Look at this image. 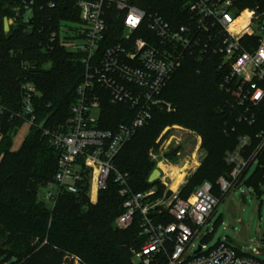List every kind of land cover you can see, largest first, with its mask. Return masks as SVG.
<instances>
[{
  "label": "built area",
  "instance_id": "1",
  "mask_svg": "<svg viewBox=\"0 0 264 264\" xmlns=\"http://www.w3.org/2000/svg\"><path fill=\"white\" fill-rule=\"evenodd\" d=\"M74 3L79 21L59 26L50 39L81 57L84 77L64 126L47 132L58 160L57 171L43 187L41 200L53 208L60 195H76L87 182L89 203L94 205L112 177L123 199L122 213L115 225L119 230L134 225L138 229L139 246L132 251L133 263L264 264L259 258L264 253L260 246L245 252L226 241L208 251L202 243L195 246L197 239L203 242L207 237L208 230L203 234L202 229L219 199L208 182L185 199L179 195L186 183L184 178L175 190L166 183V180L173 183L171 168L190 175L204 159L201 138L193 131L179 126L165 127L155 141L156 147L148 150L149 159L160 172L158 181L164 187L161 193L156 188L134 193L127 174L114 167L121 149L137 130L148 125L155 110L174 111L161 95L188 56L220 57V67L228 70L220 88L242 109L238 121L250 126L256 122V110L264 106V0H185L189 17L179 26L139 8L135 0H74ZM112 19L121 22L117 41H110L108 33ZM8 22L12 24V20ZM97 87L109 93L111 103L130 106L133 117L115 130L100 129ZM34 93L31 84L22 85L20 115L26 118L29 127L35 119ZM93 109L98 111L97 117L92 116ZM254 140L255 145L251 136L242 135L235 148L225 154L224 162L231 171L228 178L217 181L221 195H226L243 180L253 164L259 163L264 154V127ZM185 147L192 148L188 156H183ZM169 154L174 161L167 157Z\"/></svg>",
  "mask_w": 264,
  "mask_h": 264
},
{
  "label": "trees",
  "instance_id": "2",
  "mask_svg": "<svg viewBox=\"0 0 264 264\" xmlns=\"http://www.w3.org/2000/svg\"><path fill=\"white\" fill-rule=\"evenodd\" d=\"M185 0H135V5L157 13L173 26L187 21ZM249 6V5H247ZM26 10L19 0H0V264H135L132 251L139 246L137 226L119 230L116 218L122 213L118 185L112 177L98 201L89 203V184L76 195H60L53 208L40 198V191L57 171L58 152L50 145L47 132L64 126L82 83L81 57L51 41V33L68 22H78L74 0H33L31 24H24ZM12 20L10 34L3 32V20ZM110 41H117L121 22L112 19ZM217 56H188L163 89L161 98L174 111L155 110L151 121L137 130L114 160L115 169L127 174L134 193L163 187L148 183L156 163L148 150L167 126L178 125L202 137L205 157L187 183L180 188L187 198L204 182L213 195L222 198L219 178L231 171L224 162L242 135L264 127V106L256 110L253 125L238 121L242 109L220 88L228 70ZM35 88L32 97L33 124L19 148L13 139L26 123L20 115L22 85ZM99 97V128L115 130L133 117L126 104H113L109 93L96 88ZM245 185H264V154ZM153 264H164L155 262Z\"/></svg>",
  "mask_w": 264,
  "mask_h": 264
},
{
  "label": "rangeland",
  "instance_id": "3",
  "mask_svg": "<svg viewBox=\"0 0 264 264\" xmlns=\"http://www.w3.org/2000/svg\"><path fill=\"white\" fill-rule=\"evenodd\" d=\"M97 113L98 111L96 109L92 110L93 117H97ZM28 131L29 125L28 123H24L13 139L12 150H17L19 148L20 143L28 134ZM200 138V149L205 153L202 147V137L200 136ZM188 139V137L185 138L186 141ZM155 141L151 148L156 147ZM171 145H173V143ZM179 150H182V148H179ZM191 151V147H185L182 150L183 156H188ZM167 157L174 161L171 154L167 155ZM256 168L257 165L253 164L245 174L243 180L239 184L233 186L226 195L222 196L213 214L209 218L207 226L202 229L203 234L206 232V230H208L207 237L203 242L197 239L194 242L196 247L202 243L205 246V251H208L214 248L220 242H224L225 239L228 238L230 240V245L238 250H241L242 252H245L248 248L256 249L258 246H260L264 252V243L262 242V240L264 241V185H258L257 188L255 185H248V187L245 185V182L250 179ZM174 170H176V174L174 176L173 174H170L173 176V181L176 178L175 176L181 175L183 176L182 178L185 179L186 183L196 171L195 170L194 172L190 173V175H185L183 173L179 174L180 171L177 168H174ZM166 183L168 186L171 184V182L168 180H166ZM159 184L163 187L161 182H159ZM154 188L158 189L157 187ZM41 192L42 191H40V194ZM259 258L264 260V253L261 254Z\"/></svg>",
  "mask_w": 264,
  "mask_h": 264
},
{
  "label": "water",
  "instance_id": "4",
  "mask_svg": "<svg viewBox=\"0 0 264 264\" xmlns=\"http://www.w3.org/2000/svg\"><path fill=\"white\" fill-rule=\"evenodd\" d=\"M19 1L24 5V8L26 10L25 14L22 17L23 23L24 24H31L33 22V18H32L33 0H19ZM3 32H4V36L6 38H8L9 34H10V24H9L7 18H4V20H3ZM159 177H160L159 170L154 169L148 178V183L152 184V183L158 181ZM225 241L227 243H230V240L228 238H226ZM199 251H200V248H198L197 252H199Z\"/></svg>",
  "mask_w": 264,
  "mask_h": 264
},
{
  "label": "bare ground",
  "instance_id": "5",
  "mask_svg": "<svg viewBox=\"0 0 264 264\" xmlns=\"http://www.w3.org/2000/svg\"><path fill=\"white\" fill-rule=\"evenodd\" d=\"M160 167H161L162 169H166V167H165L163 164H160ZM171 171H172V174H173V176H174V175L176 174V170H174V168H171ZM173 176L170 175V178H172ZM175 177H176L175 180H174L173 183L170 185V188H171L172 190H175V189L177 188V186H178L179 183L181 182V179H182L183 176L178 175V176H175Z\"/></svg>",
  "mask_w": 264,
  "mask_h": 264
},
{
  "label": "crops",
  "instance_id": "6",
  "mask_svg": "<svg viewBox=\"0 0 264 264\" xmlns=\"http://www.w3.org/2000/svg\"><path fill=\"white\" fill-rule=\"evenodd\" d=\"M0 140H1V135H0ZM21 144V143H20ZM14 151H16V150H14Z\"/></svg>",
  "mask_w": 264,
  "mask_h": 264
}]
</instances>
